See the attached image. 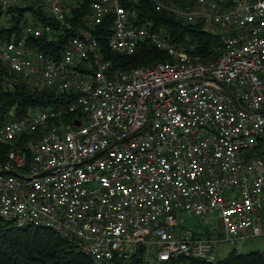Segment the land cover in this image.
I'll return each mask as SVG.
<instances>
[{
    "label": "built area",
    "instance_id": "built-area-1",
    "mask_svg": "<svg viewBox=\"0 0 264 264\" xmlns=\"http://www.w3.org/2000/svg\"><path fill=\"white\" fill-rule=\"evenodd\" d=\"M140 1L94 0L81 17V0H0V32L13 25L10 8L55 23L28 11L21 37L0 38V66L78 94L69 105L0 122V144L9 146L0 217L54 231L91 264L214 262L220 241L181 229L183 213L218 219L223 241L239 249L264 237V0H228L227 8L224 0H146L212 27L221 53L207 63L165 29L137 25ZM109 17L111 51L132 55L149 42L168 59L114 67L93 33ZM65 33L60 52L31 44Z\"/></svg>",
    "mask_w": 264,
    "mask_h": 264
},
{
    "label": "trees",
    "instance_id": "trees-1",
    "mask_svg": "<svg viewBox=\"0 0 264 264\" xmlns=\"http://www.w3.org/2000/svg\"><path fill=\"white\" fill-rule=\"evenodd\" d=\"M92 1L94 0H81L79 11L81 17L88 14ZM168 1L182 6H196L199 0ZM223 2L226 3H223L222 7L227 8L229 6L228 0ZM135 7L138 9L137 25L147 24L150 29L156 31L165 29L174 42L186 45L189 53L195 59L207 63L217 59L220 55L221 50L218 49L219 36L207 30L205 23L198 21L195 24H190L184 18L171 12L157 11L146 0H141L135 4ZM1 11L2 8L0 7V13ZM8 11L16 14L12 20V27L1 30L0 38L3 40L21 37L23 29L20 23L28 11L33 12L44 25H55L48 16L38 14L33 9L10 8ZM77 12V10L74 11V14ZM111 19L109 17L103 24L96 26L93 33L100 42L105 59L112 62L114 67L126 68L128 65L138 67L168 59L165 53L158 51L149 42L141 43L132 55H122L111 51L107 42L111 31ZM72 23L78 25L82 22L74 18ZM70 35L72 34L65 33L55 42L33 39L31 44L38 46L44 42L46 53L48 48L60 52L68 43ZM77 95L58 93L42 85H33L32 82L17 77L6 67L0 66V122L24 119L32 110L36 109L42 110L48 107L69 105ZM67 120L70 121V117L64 118V121ZM8 149L9 146L0 144V162L6 161L5 154ZM197 234L203 238L214 237L213 233L207 230ZM0 264H91V260L74 244L54 231L28 226L17 228L12 222L0 217ZM146 264L159 263L149 260ZM166 264H264V251L256 250L241 253L233 250L226 258L219 261L215 259L214 262H208L206 259L182 257Z\"/></svg>",
    "mask_w": 264,
    "mask_h": 264
},
{
    "label": "rangeland",
    "instance_id": "rangeland-1",
    "mask_svg": "<svg viewBox=\"0 0 264 264\" xmlns=\"http://www.w3.org/2000/svg\"><path fill=\"white\" fill-rule=\"evenodd\" d=\"M4 17H0V25L4 23ZM212 27L208 26L207 30H211ZM33 85H42L38 84L36 82L31 81ZM182 217L184 218V222H180V228L182 229H189L192 231H196L197 233H203L204 231H211L214 235V238H216L219 242V244L214 248V254L216 257V260H222L228 256L230 252L233 250H236L241 253H249L254 252L256 250L264 251V237H258L253 239H248L244 244L243 248L239 249L238 246H233L232 244L223 241V228L219 222L218 219L213 220L211 222H207L201 217H194L188 214L183 213ZM198 235V234H197ZM199 236V235H198Z\"/></svg>",
    "mask_w": 264,
    "mask_h": 264
},
{
    "label": "water",
    "instance_id": "water-1",
    "mask_svg": "<svg viewBox=\"0 0 264 264\" xmlns=\"http://www.w3.org/2000/svg\"><path fill=\"white\" fill-rule=\"evenodd\" d=\"M0 14H2V13H0ZM77 125H79V123H77ZM140 250L142 251L143 250V247H141Z\"/></svg>",
    "mask_w": 264,
    "mask_h": 264
}]
</instances>
